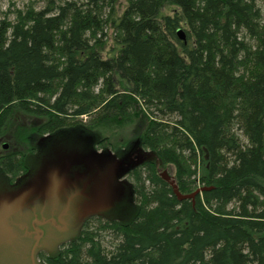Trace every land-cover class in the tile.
Wrapping results in <instances>:
<instances>
[{
  "label": "trees",
  "instance_id": "obj_1",
  "mask_svg": "<svg viewBox=\"0 0 264 264\" xmlns=\"http://www.w3.org/2000/svg\"><path fill=\"white\" fill-rule=\"evenodd\" d=\"M119 3L47 0L0 18L2 172L21 175L40 136L69 129L111 145L137 136L152 155L128 173L125 219H87L47 264H264L257 0H125L118 13ZM106 21L115 35L104 55L97 31ZM156 163L174 168L164 171L181 194L206 189L178 199Z\"/></svg>",
  "mask_w": 264,
  "mask_h": 264
},
{
  "label": "water",
  "instance_id": "obj_2",
  "mask_svg": "<svg viewBox=\"0 0 264 264\" xmlns=\"http://www.w3.org/2000/svg\"><path fill=\"white\" fill-rule=\"evenodd\" d=\"M178 33L182 38L183 31ZM95 141V135L83 129L44 135L28 170L0 187V263L21 259L33 239L41 240L42 250L53 251L77 238L93 216L118 220L126 216L134 193L126 176L151 152L137 139L136 159L127 162L125 155L120 157L109 148L95 149ZM160 175L178 199H194L205 189L181 194L166 171Z\"/></svg>",
  "mask_w": 264,
  "mask_h": 264
},
{
  "label": "rangeland",
  "instance_id": "obj_3",
  "mask_svg": "<svg viewBox=\"0 0 264 264\" xmlns=\"http://www.w3.org/2000/svg\"><path fill=\"white\" fill-rule=\"evenodd\" d=\"M46 3H47V0H0V18L1 19L7 18L8 20L13 21L15 19L16 13L18 11L26 10L30 6L34 7V9H36V10H40V9H43L45 7ZM257 5L260 8L262 17L264 18V0H257ZM124 6H125V0H120V3L118 5L116 11L118 13H120L123 10ZM107 14H108V10L105 9L104 14L102 16L103 19L107 18ZM111 18H113V15L111 16ZM109 22L110 21L103 22L101 27L97 31V37H100L103 41L106 42V48L107 49L105 50L104 55H106L108 50L111 48V45L113 44L114 35H115V29H113V27L111 26V24ZM81 119H82V122H85L87 117H82ZM86 131L95 135V140H96L95 142L96 143L94 145V148L97 149V150H102V149H105V148H109V149H111L113 151L111 146L113 145L114 147H116L118 145L119 140L121 141V139L125 140L126 144L127 143L128 144L126 146H123L117 152H121L122 150L124 151V150H126L129 147V150H131L133 153H136V150L138 149L137 147L134 146V142L138 139L137 136L128 137V136L119 134L117 136H114L111 139V143H112V145H111L109 143H104V141L102 140V136L104 134H98L97 135L93 131H89V130H86ZM43 136L44 135L40 136L38 138V140L41 137H43ZM240 138H241V140L244 141V137L242 135L240 136ZM38 140H37V142H38ZM7 147L8 146L3 147V146L0 145V150H5V149H7ZM37 148H38V143H36V148H35V150L33 152H36ZM114 150H116V149H114ZM117 152H115V153H117ZM122 154H118L117 153V155L120 156V157L122 156ZM30 157L31 156H29V157H27L25 159L26 168H27V166L29 168L32 165V163L28 164V161L30 160ZM143 157H148V155L145 154V155H143ZM135 159H136V157L134 159L132 158L131 161H134ZM146 160H148V159H146ZM159 164L156 163L157 170L160 173H162L164 170L168 171L171 174L174 173V168L171 165H159ZM3 178H10L11 181L14 182V177L13 176H10L9 174H6V173L2 172V170L0 169V180H5ZM126 178H127V180L129 182L132 183V180H131V178H130V176L128 174H127ZM0 183H1V181H0ZM103 219H105V218H103ZM124 219L125 218H122L121 220H124ZM93 225L94 226H92V227H94V228L97 226V224H93ZM101 234L103 236L104 244L111 245V237H110V235L105 233V232H101ZM60 249H61L60 246L56 247L53 251H51L52 252L51 256L58 254ZM51 252H47V253H51ZM51 256H49V257H51ZM49 257H46V261H47V259Z\"/></svg>",
  "mask_w": 264,
  "mask_h": 264
},
{
  "label": "flooded vegetation",
  "instance_id": "obj_4",
  "mask_svg": "<svg viewBox=\"0 0 264 264\" xmlns=\"http://www.w3.org/2000/svg\"><path fill=\"white\" fill-rule=\"evenodd\" d=\"M122 155H125V159L127 160L130 156H136V153L125 152ZM34 158H35V156H31L30 160L28 161V164L33 163L34 162L33 161ZM131 160L132 159H130L129 162H131ZM27 169H28V166L26 168V171H27ZM23 174H24V172H23ZM16 178L17 177L14 178V181H15ZM3 179H5V180H0L1 181L0 187H6V186H8V185L13 183V181H11L10 178H3ZM31 222H32V219L30 220L29 224H31ZM40 243H41V240L38 243H36L34 241V239H33L30 242V244L22 252V258L21 259H19L16 262H11V263L9 261H3L0 264H47L46 257L51 256L52 252L51 253H47L46 251L42 250L40 248Z\"/></svg>",
  "mask_w": 264,
  "mask_h": 264
},
{
  "label": "bare ground",
  "instance_id": "obj_5",
  "mask_svg": "<svg viewBox=\"0 0 264 264\" xmlns=\"http://www.w3.org/2000/svg\"><path fill=\"white\" fill-rule=\"evenodd\" d=\"M133 168H134V167H133ZM133 168H132V169H133ZM132 169H131V170H132ZM131 170H130V171H131ZM195 176H196V175H195ZM196 178H197V177H196ZM197 188H198V187H197ZM197 188H196V189H197ZM203 188H205V189H206V187H203ZM196 189H195V190H196ZM205 189H204V190H205ZM195 190H193V191H195ZM193 191H192V192H193ZM192 192H190V193H192ZM196 195H197V194H196ZM196 195H195V196H196ZM195 196H194V197H195ZM187 199H191V198H187ZM102 218H103V217H102ZM108 220H109V219H108ZM81 231H82V230H81ZM81 231H80V234H79V236H80V235H81V233H82ZM79 236H78V237H79ZM71 241H72V240H71ZM69 242H70V241H69Z\"/></svg>",
  "mask_w": 264,
  "mask_h": 264
}]
</instances>
